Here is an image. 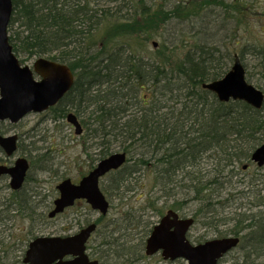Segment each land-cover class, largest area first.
Returning <instances> with one entry per match:
<instances>
[{"label": "trees", "instance_id": "16d2710c", "mask_svg": "<svg viewBox=\"0 0 264 264\" xmlns=\"http://www.w3.org/2000/svg\"><path fill=\"white\" fill-rule=\"evenodd\" d=\"M119 1L124 3L123 7L118 10L116 5L111 7ZM12 2L9 38L14 53L65 64L74 73L73 88L51 109L53 118H66L70 112L76 114L86 138L100 150L96 161L115 152L127 153L126 165L111 173L118 181L115 190L130 182L138 170L148 168L150 159L155 162L154 183L166 185V181L178 178L186 167H195L203 154H216L217 168H223L216 180L206 185L209 189L216 183L222 186L220 174L243 163L264 137V108L256 111L243 102L224 104L202 88L204 83L226 74L228 70L223 72L222 62H233L231 52L217 58L213 52L220 48L208 49L201 41L191 43L183 58L178 53L181 47L162 45L153 53L147 48L149 40L173 19L197 20L209 8L223 10L224 20L233 16L244 27L245 0H179L169 10L163 1L156 0L154 6H149L146 0ZM126 9L127 17L122 15ZM232 41L234 38L227 48L235 47ZM252 49L253 54L262 56L260 67L264 77V48ZM214 59L216 65H212ZM131 161L134 165L129 169ZM94 167L91 165L89 171ZM20 193H13L12 198ZM17 204L31 218L28 200L20 199ZM147 207L156 209L155 202L149 200ZM136 224L134 228L141 226L139 222ZM152 228V223H146L142 237H148ZM243 229H236L234 235ZM101 239L103 250L97 257L103 261L105 252L109 253L114 243H119L113 242L109 235ZM127 243H122L124 250L131 248L124 247ZM251 247L257 250L259 244Z\"/></svg>", "mask_w": 264, "mask_h": 264}, {"label": "rangeland", "instance_id": "374dc122", "mask_svg": "<svg viewBox=\"0 0 264 264\" xmlns=\"http://www.w3.org/2000/svg\"><path fill=\"white\" fill-rule=\"evenodd\" d=\"M154 1L146 0L149 6H154ZM156 1H163L166 9L169 10L179 0ZM115 5L118 10L124 3L119 1L111 7ZM245 5L246 26L244 27L238 25L237 19L233 16L224 20L223 10L209 8L197 20L193 17L190 22L173 19L158 36L149 40L148 51L153 53L155 50L153 43L156 42L158 48L162 45L171 48L181 47L178 53L179 58H183L191 43L199 44L201 41V44L206 45L208 49L220 48V52H213L218 58L228 51L235 50L239 53L242 47H245L243 62L248 77H251L249 81L264 90V77L261 75L260 67L262 56L253 54L255 51L252 49L256 46L259 49L264 48V0H245ZM128 11L126 9L122 15L126 14L127 17ZM231 38H234L232 43L235 47L227 48L226 45ZM184 45H187L186 49H183ZM18 58L24 61L23 65L30 67H33L38 59L24 55H19ZM226 62H222L223 72L229 70L232 65L231 61ZM212 65H216V59L212 60ZM53 114L51 111L30 114L18 125L13 126L14 128L11 127V134L20 137V150L18 155L12 158V162L18 156L24 157L30 163V171L24 189L18 197L12 198L13 192L7 188V179L0 181V262L2 264H22L28 244L36 237L73 235L88 223H100L99 233L93 236L88 245V253L91 257L98 259L97 256L103 250L100 248L101 236L109 235L113 242L119 243L118 245L114 243L109 259L107 257L110 252H105L106 258L101 260L102 263L186 264L181 259L169 263L160 255L153 257L145 255V243L148 237H142L144 226L148 222L153 226L156 225L168 210H174L181 217L193 218L196 221L189 233V239L196 244L234 235L236 229L244 227L239 232L240 247L231 252L221 263L264 264V205L254 208L255 205L264 204V169L260 170L252 166L245 172L242 169L245 162L235 164L220 174L219 182L222 186L216 183L209 189L206 184L216 180L219 170L223 169L220 166L217 168L216 154H203L195 167H186L178 178L166 181V185L154 183L155 162H150L151 159L148 168L138 170L139 172L131 177L130 182L124 183L119 190H115L118 182L116 177L110 174L103 178L100 184L111 204L106 217L93 211L84 202L55 219H49L48 214L58 197L57 185L68 178L76 182L83 174H87L90 166L99 162L96 160L100 151L93 145V141L86 138V132L82 136H77L75 129L66 118L54 119ZM1 158L6 157L0 153ZM133 165L134 161L129 162V169ZM256 178H259L261 184L255 183L253 190L259 192H251V186L243 181L249 182ZM201 187L203 190L200 189ZM128 188L130 192L127 191ZM20 199L28 200V206L31 207L28 213L31 218L25 216L24 211L18 207L17 203ZM149 200L155 202L156 209L147 207ZM157 210H162V215ZM259 217L260 221H257ZM100 218H103L102 221ZM242 219L245 221L239 223ZM251 220L258 223L249 226ZM136 222L141 224L139 228L133 227ZM124 242H128L124 247L131 248L124 250L122 247ZM255 243L259 244L257 250L251 247Z\"/></svg>", "mask_w": 264, "mask_h": 264}, {"label": "water", "instance_id": "95a60500", "mask_svg": "<svg viewBox=\"0 0 264 264\" xmlns=\"http://www.w3.org/2000/svg\"><path fill=\"white\" fill-rule=\"evenodd\" d=\"M13 16L12 0H0V121L19 124L25 117L41 114L56 106L74 85V74L67 65L46 58L36 60L33 69L21 65L9 41L8 29ZM156 46V44H155ZM34 74L40 77L35 79ZM203 87L216 95L220 102L243 101L260 110L264 105V93L246 80V71L238 57L232 69L220 80L204 84ZM67 121L75 127L76 135L83 128L77 116L70 113ZM18 136L0 135V147L8 156L18 149ZM253 160L264 165V145L253 155ZM127 162V154L114 153L101 160L79 184L71 179L62 181L57 189L59 198L49 213L55 218L73 207L77 200H84L92 210L106 216L110 204L100 188V180L112 171L121 169ZM26 158L16 160L14 166H0V177H10V188L19 191L25 184L29 171ZM194 225L193 219H181L177 213L168 211L154 227L146 244V255L162 253L165 260L184 259L188 264H218L239 244L238 238L210 240L193 245L187 233ZM97 230L96 224L66 237H39L32 241L26 251L24 264H100L91 261L86 253L87 243ZM72 257L71 260H65Z\"/></svg>", "mask_w": 264, "mask_h": 264}, {"label": "flooded vegetation", "instance_id": "af4514ba", "mask_svg": "<svg viewBox=\"0 0 264 264\" xmlns=\"http://www.w3.org/2000/svg\"><path fill=\"white\" fill-rule=\"evenodd\" d=\"M237 45V44H236ZM245 48V47H244ZM244 48L242 47V49L239 51V53H236L235 51H233V52H231L232 53V57H233V63L235 62V60H236V56H238V58H239V60H240V62H241V64L244 66V68L246 69V67H245V65H244V62H243V54H244ZM246 72H247V69H246ZM5 125H8L7 127L5 126ZM18 125V124H17ZM13 126H15V124H12V123H10L9 121H0V135H4V136H7V135H10L11 134V127H13ZM14 128V127H13ZM18 136V135H17ZM19 139H20V137L18 136V149H17V152L13 155V156H8L5 152H4V150L0 147V153L1 154H4V156L6 157L5 159L4 158H1L0 159V162H6V164H0V166H8V167H12L13 165H14V163H15V161L17 160V159H19V158H21L20 156H18L17 158H16V160L14 161V162H12V158H15V156L16 155H18V152H19V150H20V146H19ZM263 144H264V138L262 137V139L260 140V142H259V144L255 147V149L253 150V151H251L250 153H249V156H248V158L246 159V160H244V162H245V164L243 165V167H242V169H243V171H245V172H247L250 168H252V166H255L256 168H258V169H260V170H263L264 169V165L263 166H259V164L257 163V162H255L254 160H253V155H254V153L260 148V147H262L263 146ZM84 178V174L82 175V177L78 180V181H76V182H74L75 184H78L82 179ZM4 179H7L8 180V185H7V188L8 189H10V177L8 176V175H6V176H2V177H0V181L1 180H4ZM243 182H245V184L246 185H250L251 186V192H259V191H257V190H253V187H254V185H255V183H258V185H259V178H256V179H252L251 181H249V182H247V181H243ZM261 184V183H260ZM11 190V189H10ZM13 192V191H12ZM13 193H15V192H13ZM58 197H59V193H58ZM57 197V198H58ZM55 201V200H54ZM84 203V201H77L76 202V204H75V206H77V205H80V204H83ZM264 204H258V205H255L254 206V208L255 207H257V206H263ZM74 208V207H73ZM52 209H54V203H53V206H52ZM251 209H253L252 207H251ZM67 210H71V208H68ZM257 221H260V217L259 218H257L256 219ZM263 221V220H262ZM256 223H258V222H252V223H250V225L249 226H251V225H253V224H256ZM228 237H236V235H231V236H228ZM90 256V255H89ZM160 257H161V255H160ZM162 258V257H161ZM72 258L71 257H68V258H66V260H71ZM90 259L91 260H97V259H95V258H93V257H91L90 256ZM165 262H176V261H178V260H175V261H170V260H168V261H166V260H164Z\"/></svg>", "mask_w": 264, "mask_h": 264}]
</instances>
